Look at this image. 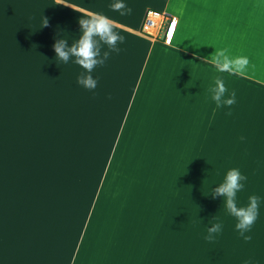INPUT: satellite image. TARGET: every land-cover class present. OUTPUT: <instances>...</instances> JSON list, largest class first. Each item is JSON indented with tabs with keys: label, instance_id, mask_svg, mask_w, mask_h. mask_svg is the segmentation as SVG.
Here are the masks:
<instances>
[{
	"label": "crops",
	"instance_id": "1",
	"mask_svg": "<svg viewBox=\"0 0 264 264\" xmlns=\"http://www.w3.org/2000/svg\"><path fill=\"white\" fill-rule=\"evenodd\" d=\"M115 2L0 0V96L9 93L8 119H0V264H264V0H123L132 8L125 16ZM149 8L177 17L170 44L140 33ZM93 13L107 15L125 40L95 68L90 91L77 83L85 70L76 58L59 60L54 44L63 38L71 47L82 14ZM225 47L249 57L245 73L206 61ZM217 76L236 92L230 109L211 98ZM225 122L253 131L225 134ZM210 125L219 133L216 182H202L200 234H185L182 252L159 257L137 203L158 191L160 199V188L111 182L114 158L121 144L123 157L127 144L138 157H192ZM232 168L247 177L238 206L260 197L248 242L224 198L212 195ZM217 222L222 231L205 240Z\"/></svg>",
	"mask_w": 264,
	"mask_h": 264
},
{
	"label": "rangeland",
	"instance_id": "2",
	"mask_svg": "<svg viewBox=\"0 0 264 264\" xmlns=\"http://www.w3.org/2000/svg\"><path fill=\"white\" fill-rule=\"evenodd\" d=\"M0 96V119H8L9 93L2 88ZM211 126V127H210ZM204 127L200 134L207 143L191 144L192 157L148 159L137 156L136 144H127L124 156L123 144L114 158L111 182L145 184L160 188L153 202L144 204L138 200L139 216L144 220L145 234H151L159 257H171L182 252L185 234H200L201 231V186L216 182L217 127ZM216 126V125H214ZM225 134L250 135L249 125L225 122ZM199 133L194 131L193 134ZM131 145V147H130ZM180 144H176V152ZM123 149V150H122ZM180 151V150H179ZM197 151V152H196ZM203 156H200L201 153ZM135 153V158L132 156ZM167 154L164 149L160 152ZM116 163V164H115ZM205 172V174L203 173ZM149 238V237H148ZM148 242V239L146 240ZM147 257V255H145Z\"/></svg>",
	"mask_w": 264,
	"mask_h": 264
},
{
	"label": "clouds",
	"instance_id": "3",
	"mask_svg": "<svg viewBox=\"0 0 264 264\" xmlns=\"http://www.w3.org/2000/svg\"><path fill=\"white\" fill-rule=\"evenodd\" d=\"M57 4L67 6L66 0H56ZM114 11H118L121 16L130 15L132 8L127 6L123 0H116L110 6ZM74 10L79 11L73 7ZM79 23L81 25L82 35L79 40L73 42L71 47L68 46V40L59 39L54 44L56 57L59 60L67 63L71 57H75V63L81 66L85 71L81 72L77 78V83L87 90H95L98 85V78H94L92 73L97 66H103L108 60L111 52H119L118 43H123L125 37L120 35L115 29L117 25L107 15L102 13L82 14ZM173 29H175L177 21L175 18ZM48 20L46 18V25ZM147 27V25H146ZM172 41V32L168 35L167 43ZM106 44L108 51L102 52V45ZM206 61L213 64L218 72H227L230 75H242L247 70L250 60L246 55L233 56L230 54V49L215 48V51L210 54V57L205 58ZM212 100L217 108L228 107L236 103V92L233 90L229 94V89L226 86L225 80L221 76L215 78V86L209 89ZM110 98V97H109ZM226 115H231L228 111ZM245 139L243 136L241 140ZM247 177L241 173L238 168L228 170L224 181L212 191L213 197L222 196L223 204L230 215L236 218L235 225L239 235L246 241H251V235H246L250 232L252 226L256 222L259 215L260 197L252 195L249 197V203L244 206H238L237 193L241 191L245 185ZM222 222H217L211 227H208V234L204 237L205 240L213 241L216 235L222 231ZM244 264H250V261H245Z\"/></svg>",
	"mask_w": 264,
	"mask_h": 264
},
{
	"label": "built area",
	"instance_id": "4",
	"mask_svg": "<svg viewBox=\"0 0 264 264\" xmlns=\"http://www.w3.org/2000/svg\"><path fill=\"white\" fill-rule=\"evenodd\" d=\"M174 18L178 22L177 17L171 13H167L154 8H149L143 15L139 31L142 35L148 38L159 39L162 42L167 43L171 21ZM175 29L171 28L172 38Z\"/></svg>",
	"mask_w": 264,
	"mask_h": 264
},
{
	"label": "snow or ice",
	"instance_id": "5",
	"mask_svg": "<svg viewBox=\"0 0 264 264\" xmlns=\"http://www.w3.org/2000/svg\"><path fill=\"white\" fill-rule=\"evenodd\" d=\"M174 23H175V21L174 20H172L171 21V26H170V30H169V32H168V35H170L171 34V28H173V26H174Z\"/></svg>",
	"mask_w": 264,
	"mask_h": 264
}]
</instances>
